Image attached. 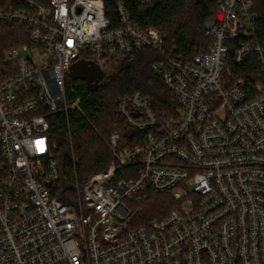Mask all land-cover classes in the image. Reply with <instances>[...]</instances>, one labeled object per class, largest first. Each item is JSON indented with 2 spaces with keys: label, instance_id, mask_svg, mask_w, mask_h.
Listing matches in <instances>:
<instances>
[{
  "label": "built area",
  "instance_id": "obj_1",
  "mask_svg": "<svg viewBox=\"0 0 264 264\" xmlns=\"http://www.w3.org/2000/svg\"><path fill=\"white\" fill-rule=\"evenodd\" d=\"M0 22L26 25L29 43L6 50L0 63V264H264V82L249 85L227 65V38L238 64L264 43L252 0H218L204 27L211 43L192 61L166 54L162 34L132 22L125 0H18ZM148 4L150 0H132ZM143 48L172 94L175 113L158 117L139 92L119 101L130 126L144 132L131 147L110 136L111 161L75 180L71 201L53 195L66 173L55 157L47 114L81 112L66 99V77L79 59L105 73L116 55ZM152 190L177 206L130 225L132 205Z\"/></svg>",
  "mask_w": 264,
  "mask_h": 264
},
{
  "label": "trees",
  "instance_id": "obj_2",
  "mask_svg": "<svg viewBox=\"0 0 264 264\" xmlns=\"http://www.w3.org/2000/svg\"><path fill=\"white\" fill-rule=\"evenodd\" d=\"M46 4L48 0H35ZM252 14L255 15V31L248 39L257 44L264 43V0H252ZM106 16L116 22V12L110 0H104ZM125 6L133 23L139 28H156L163 37L167 55L181 62L192 61L198 53L204 52L211 43L204 21L215 17L218 0H150L148 4L125 0ZM23 5L18 0H0V8L18 9ZM30 29L14 22H0V61L3 53L11 48L29 43ZM246 38H227V65L235 78L249 85L264 82V71L255 54L251 53L242 64L234 58V49ZM162 56L148 48L135 53L129 60L125 55H116L115 73L100 79L97 88L89 90L82 80L69 78L66 84V99L70 104L77 98L81 112L62 111L47 114L50 124L51 142L56 144L55 157L66 173L53 192L63 200L71 201L75 180L103 170L111 161L110 136L119 134L118 148L131 147L140 142L144 132L130 126L119 112V101L127 95L139 92L147 98L158 117L175 113L172 94L165 87L162 78L152 69V64L162 60ZM2 64L0 63V68ZM67 78V79H68ZM177 206L171 193L148 191L147 197L132 205L130 225L138 226L152 219L166 215Z\"/></svg>",
  "mask_w": 264,
  "mask_h": 264
},
{
  "label": "water",
  "instance_id": "obj_3",
  "mask_svg": "<svg viewBox=\"0 0 264 264\" xmlns=\"http://www.w3.org/2000/svg\"><path fill=\"white\" fill-rule=\"evenodd\" d=\"M104 71L94 62L79 59L70 66L69 76L73 80H82L89 90L97 88V83L104 77Z\"/></svg>",
  "mask_w": 264,
  "mask_h": 264
},
{
  "label": "rangeland",
  "instance_id": "obj_4",
  "mask_svg": "<svg viewBox=\"0 0 264 264\" xmlns=\"http://www.w3.org/2000/svg\"><path fill=\"white\" fill-rule=\"evenodd\" d=\"M48 3V2H47ZM46 3V4H47ZM18 47V46H17ZM105 75H104V78L103 79H105V77L107 76V75H110V74H113V73H115V61H109V62H107V64L105 65ZM70 78V76H69V74L67 75V77H66V84H67V81L69 80V78ZM68 78V79H67ZM70 80H71V78H70Z\"/></svg>",
  "mask_w": 264,
  "mask_h": 264
}]
</instances>
